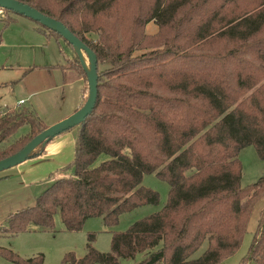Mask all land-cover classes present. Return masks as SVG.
I'll use <instances>...</instances> for the list:
<instances>
[{
	"label": "trees",
	"instance_id": "trees-1",
	"mask_svg": "<svg viewBox=\"0 0 264 264\" xmlns=\"http://www.w3.org/2000/svg\"><path fill=\"white\" fill-rule=\"evenodd\" d=\"M22 1L62 20L96 52L98 97L74 126L75 157L67 165L74 172L9 214L0 232L15 234L30 222L53 227L58 213L70 230L92 216L113 226L122 212L160 202V192L143 184L145 173L155 172L170 184L162 208L114 231L110 251L88 243L85 255L69 251L62 264H121L138 254L137 264H219L234 253L264 196V173L243 186L239 158L249 144L264 158V0H152L133 20L117 11L120 0ZM151 19L170 34H148ZM219 40L235 47L224 51ZM75 55L68 61H77L88 84ZM26 123L33 134L14 138ZM47 126L32 110L1 115L0 159ZM102 152L110 157L95 164ZM0 253L22 264L44 262L43 253L23 259L5 246ZM240 264H264V208Z\"/></svg>",
	"mask_w": 264,
	"mask_h": 264
},
{
	"label": "rangeland",
	"instance_id": "rangeland-1",
	"mask_svg": "<svg viewBox=\"0 0 264 264\" xmlns=\"http://www.w3.org/2000/svg\"><path fill=\"white\" fill-rule=\"evenodd\" d=\"M151 1L120 0L117 3V11L127 20H133L136 15L140 13L142 15L148 10ZM117 11L115 14L118 16ZM41 27L45 31L41 30ZM145 31L148 34H156L161 31V27L155 19H151L146 23ZM51 33L33 18L0 7V103L3 104L0 105V116L16 109L32 110L44 121V124L50 125L54 118L59 117L65 109H69L81 99L78 82L72 78L68 79L69 83H65L63 73L55 65L67 63L75 73L85 77L82 68L79 65L76 66L77 61H68L70 55L72 60L76 58V51L64 38L56 37ZM93 34L95 33L89 35L95 36ZM167 34H170L169 29H162L161 36ZM218 42L223 46L224 51L235 47L234 43H228L226 40ZM140 52L139 50L135 53ZM87 95L88 84H86ZM22 98L25 102L15 105ZM72 131L77 134V128ZM31 132L30 125L23 124L15 133L14 138L22 135L27 138L33 134ZM108 157H110L108 153L102 152L95 164ZM239 158L243 166L241 184L247 186L256 182L264 173V158L259 156L255 145L249 144L242 147ZM18 169L19 165H14L0 170V202L2 204L13 199L18 205L28 206L34 201L32 197L39 195L51 183L44 182L42 187L39 183L29 184L28 177L24 180V177L15 174ZM64 170L72 174L74 166H69ZM6 174L9 175L5 177ZM143 184L160 192V202L147 203L131 211L122 212L118 223L113 226L107 225L102 216H92L84 222L80 229L70 230L66 228L58 213L53 227H41L30 222L26 230L18 233L0 232V246L12 248L23 259L43 253V264H62L65 254L69 251H74L79 257L83 256L88 251V243H92L101 251H110L114 231L126 230L137 219L162 208L168 199L170 184L155 172L145 173ZM263 197L256 200L253 206L247 232L241 245L219 264H240L247 255L258 226L260 212L264 208ZM247 199L248 197H245L243 200ZM91 232L95 233V238L92 240L89 238ZM205 246L206 244L196 254L201 253ZM141 259L142 254H138L134 258L121 260V264H137ZM0 264L22 263L12 261L0 253ZM91 264L106 263L97 261Z\"/></svg>",
	"mask_w": 264,
	"mask_h": 264
},
{
	"label": "water",
	"instance_id": "water-1",
	"mask_svg": "<svg viewBox=\"0 0 264 264\" xmlns=\"http://www.w3.org/2000/svg\"><path fill=\"white\" fill-rule=\"evenodd\" d=\"M0 7L24 14L42 25L59 32L64 39L73 45L79 60L87 74L88 95L84 103L70 115L54 122L35 134L16 152L0 159V170L17 165L32 156L39 145H43L61 132L80 124L92 112L98 97V56L96 52L62 20L55 18L30 3L22 0H0Z\"/></svg>",
	"mask_w": 264,
	"mask_h": 264
},
{
	"label": "crops",
	"instance_id": "crops-1",
	"mask_svg": "<svg viewBox=\"0 0 264 264\" xmlns=\"http://www.w3.org/2000/svg\"><path fill=\"white\" fill-rule=\"evenodd\" d=\"M58 69L61 70L64 76V82L69 83L68 79L76 80L80 88L81 99L76 101L69 109H65L59 117L54 118L50 124L57 122L58 120L70 115L77 108H79L85 101L86 96V84L87 81L83 75L74 72V69L67 65V63H61V65L55 64ZM55 69V68H54ZM87 97V96H86ZM23 104V103H22ZM0 105H3L0 103ZM15 105L19 104V101ZM13 105V106H15ZM8 106V105H7ZM49 125V124H48ZM75 128V127H74ZM72 128V129H74ZM68 129L61 132L60 134L53 137L47 143L41 145V151L37 155H32L22 161L19 165V169L16 170L15 174L21 175L25 178L28 177L27 182L29 184L39 183L41 187L44 182H52L58 177L66 176L69 174L68 171L64 170L68 168L67 165L71 163L75 157L77 134ZM69 170V169H68ZM9 174H6L8 176ZM70 175V174H69ZM23 183V182H21ZM24 187V186H23ZM36 197H32V204L35 203ZM264 199V197H263ZM6 204V205H5ZM30 204V205H32ZM29 205V204H28ZM27 205H18L13 199H9L4 204L0 202V227L5 224V221L9 214L16 212L17 210ZM263 208V207H262ZM258 220V217H257ZM257 222V221H256Z\"/></svg>",
	"mask_w": 264,
	"mask_h": 264
},
{
	"label": "built area",
	"instance_id": "built-area-1",
	"mask_svg": "<svg viewBox=\"0 0 264 264\" xmlns=\"http://www.w3.org/2000/svg\"><path fill=\"white\" fill-rule=\"evenodd\" d=\"M24 102H25V99H23V98L19 100V104H22Z\"/></svg>",
	"mask_w": 264,
	"mask_h": 264
}]
</instances>
